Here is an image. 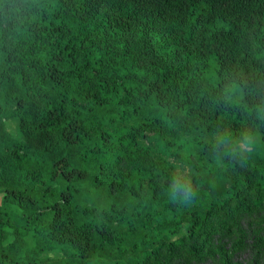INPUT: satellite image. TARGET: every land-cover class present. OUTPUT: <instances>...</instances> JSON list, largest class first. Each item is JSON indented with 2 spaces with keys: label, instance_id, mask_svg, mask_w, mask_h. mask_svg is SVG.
<instances>
[{
  "label": "trees",
  "instance_id": "obj_1",
  "mask_svg": "<svg viewBox=\"0 0 264 264\" xmlns=\"http://www.w3.org/2000/svg\"><path fill=\"white\" fill-rule=\"evenodd\" d=\"M0 192V264H229L212 238L264 224V0H0Z\"/></svg>",
  "mask_w": 264,
  "mask_h": 264
},
{
  "label": "rangeland",
  "instance_id": "obj_2",
  "mask_svg": "<svg viewBox=\"0 0 264 264\" xmlns=\"http://www.w3.org/2000/svg\"><path fill=\"white\" fill-rule=\"evenodd\" d=\"M7 130L14 135L17 134L16 124L13 120L6 121ZM1 199V192H0ZM237 227L242 231V239L237 242L234 239H225L224 237L215 235L212 238L211 246L213 249L222 247V252L228 255L229 264H264V245L260 249H256L255 239L264 237V224L253 225L248 218H241L237 222ZM171 264H185L179 261H173ZM186 264H221L219 251H212L209 255L203 256L198 261H191Z\"/></svg>",
  "mask_w": 264,
  "mask_h": 264
}]
</instances>
